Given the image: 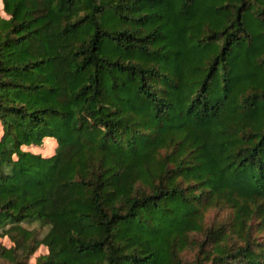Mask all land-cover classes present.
<instances>
[{
	"label": "trees",
	"instance_id": "trees-1",
	"mask_svg": "<svg viewBox=\"0 0 264 264\" xmlns=\"http://www.w3.org/2000/svg\"><path fill=\"white\" fill-rule=\"evenodd\" d=\"M1 3L0 264H264V0Z\"/></svg>",
	"mask_w": 264,
	"mask_h": 264
},
{
	"label": "rangeland",
	"instance_id": "rangeland-1",
	"mask_svg": "<svg viewBox=\"0 0 264 264\" xmlns=\"http://www.w3.org/2000/svg\"><path fill=\"white\" fill-rule=\"evenodd\" d=\"M0 9H2V3L0 0ZM2 13H4L3 10H1ZM57 142L55 140L50 141L49 139H44L42 146H36V145H31L27 146L25 145L24 148L31 149L36 152H41L43 155H51L55 151V146ZM5 244L10 245L11 241L9 240L8 237L0 238ZM48 251V248L45 245H40V247L37 249L35 254L31 257V259L34 261L39 254L41 253H46Z\"/></svg>",
	"mask_w": 264,
	"mask_h": 264
}]
</instances>
